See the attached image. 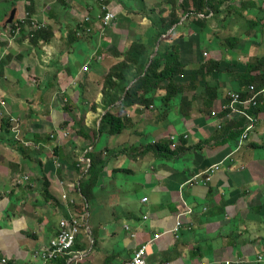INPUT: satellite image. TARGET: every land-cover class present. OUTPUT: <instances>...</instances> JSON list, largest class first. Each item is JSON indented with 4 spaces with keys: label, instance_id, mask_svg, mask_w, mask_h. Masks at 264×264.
<instances>
[{
    "label": "crops",
    "instance_id": "obj_1",
    "mask_svg": "<svg viewBox=\"0 0 264 264\" xmlns=\"http://www.w3.org/2000/svg\"><path fill=\"white\" fill-rule=\"evenodd\" d=\"M106 1L116 13L115 26L73 38L84 14L97 15L98 0H0V120L17 119L19 129L12 131L15 123L8 133L0 127V182L6 188L0 191V264H57L34 254L57 235L63 219L79 213V197L70 195L78 208L67 209L61 202L60 182L78 185L88 169L85 155L93 150L103 153L107 163L86 212L90 245L82 232L77 243L85 251L74 248L68 264H128L146 244L147 264H264V148L253 145L264 144V112L258 114L260 123L250 140L241 142L224 132L241 116L229 119L220 111L228 93L237 91L246 63L230 52L221 54L215 36L209 43L200 40L198 27L181 29L174 41L186 75L178 81L187 86L190 72L208 54L220 63L211 78L220 87L213 105L206 108L204 82L197 77L196 88L185 94L194 101L190 119L180 116L177 101L169 112L160 109L163 92L156 95L153 109L122 108L123 100L105 107L102 90L111 68L134 42L154 46L148 10L168 13L173 7L171 0L156 7L152 3L160 0H141L144 8H138L139 0ZM181 7L182 0H176L179 13ZM13 9L14 22L30 13L50 30L51 41L31 42L30 26L23 33H9L5 26ZM207 19L215 21L212 14ZM240 43L248 54L251 42ZM229 44L235 49L239 45ZM232 54L240 56L235 50ZM76 56H81L79 62ZM86 65L89 70L83 73ZM108 111L124 123L120 135H96ZM79 122L89 138L96 135L95 145L79 139ZM171 136L176 137V150ZM155 144H170L174 155L148 148ZM77 156L85 165L75 168ZM216 165L220 169L206 182ZM44 180L53 200L43 196ZM179 214L184 215L183 225L175 235Z\"/></svg>",
    "mask_w": 264,
    "mask_h": 264
},
{
    "label": "trees",
    "instance_id": "obj_2",
    "mask_svg": "<svg viewBox=\"0 0 264 264\" xmlns=\"http://www.w3.org/2000/svg\"><path fill=\"white\" fill-rule=\"evenodd\" d=\"M224 3L225 0H182V7L179 13V10H176V0H171L173 7L168 13L165 10H160V12L156 14V9H152L151 12H154L155 16L150 18L152 30L149 37L154 42V46L150 48L147 46L146 42L141 40L134 42L126 52L125 58L111 68L104 79L102 90L104 106L107 107L117 101L120 102L123 100L122 108L139 107L149 109L158 100L156 98L158 92H163L160 99V109L169 112L170 107L177 101L180 104V116L185 119H190L194 111V101L185 94L189 92L190 88H196V78L198 77L204 82L202 91L206 96L205 106L206 108H210L220 95V87L213 83L214 81L211 79L212 74L219 71L220 63L211 59L204 61L197 71L190 72L191 81L189 84L187 86L183 85V83L181 84L178 79L186 75V67L181 63L180 48L176 45L174 37L179 35L181 29L182 32L185 30L190 31L191 26L192 28L198 27L200 34L203 33V35H205V32L210 27V21L207 17L210 14H212V17L221 14L223 12L222 6ZM250 5L253 6L252 9L259 10L261 16L246 19L247 23H249V29H256L259 27L262 28L263 32L264 7L261 6L262 0H260V2L252 0V2L244 4L243 7L246 8ZM200 15H203L205 18H201ZM183 17H185V19L182 22V26H179L181 18ZM15 23L16 22L7 28V31L11 34H14L17 25L20 27L18 33H23L25 28L29 27V22L25 24L18 23L17 25H15ZM175 26L177 27L172 34L167 37L166 40L160 42L158 53L152 60L151 66L146 71L157 44ZM27 35L29 36V32ZM86 36L91 35H82L81 37ZM72 37H78L77 30L75 33H72ZM52 38L50 30L42 28L36 30L33 33V37L29 40L37 43L41 39L48 42L51 41ZM230 40L237 43L238 38L231 37L228 42ZM238 79L239 86L236 90L242 94L243 99L249 98L250 93H248V90L251 85L254 84L257 86L258 90H261L264 86V57H261L257 63H247L244 72L239 74ZM132 82L135 83L127 91ZM248 112L255 116L264 112V95L260 97L259 106L249 108ZM247 123L248 119L241 116L237 121L228 124L224 132L235 140H239L247 127ZM11 124L10 119L2 118L0 120V127L6 133L9 132ZM77 125L79 127L77 131L79 139L92 140L86 133L83 124L79 122ZM123 130L124 123L122 120L108 111L103 116L99 130L96 131V135L99 133L100 136H117L120 135ZM96 135L94 136L95 139L91 142L93 145H95L96 142ZM253 145L264 148V144L261 143H253ZM148 148L159 154L174 155L171 151L170 144H155ZM85 149H88V147L84 148L82 151H85ZM78 158V156L75 157L74 159L77 160H75V162L73 161L75 168L78 167V164L85 165V163H82ZM85 160L89 161V163H87L89 168L87 169V173L82 172L80 174L82 178L77 187V193L82 202V206L79 208V214L88 212L89 205L95 197V189L97 188L99 177L107 163L103 158V153H96L94 150L86 153ZM49 186L50 184L44 180L42 193L45 200L48 201L54 199L49 191ZM78 207L79 205L77 202L76 208ZM74 248L79 252L85 251L78 243H76ZM71 258H73V255L60 258L56 260V262L57 264H68Z\"/></svg>",
    "mask_w": 264,
    "mask_h": 264
},
{
    "label": "built area",
    "instance_id": "obj_3",
    "mask_svg": "<svg viewBox=\"0 0 264 264\" xmlns=\"http://www.w3.org/2000/svg\"><path fill=\"white\" fill-rule=\"evenodd\" d=\"M99 2V11L96 16H92L91 14H84L79 22V28L77 30V36L81 37L82 35H91L94 33L95 26L99 25L101 32L104 29L110 28L112 24L116 22V13L109 8L106 0H98ZM200 17H204L200 15ZM29 22L30 32L27 39L33 37V33L36 30L46 28L44 23L36 21L34 18L30 16V13L26 12L24 17L21 20H18L15 25L25 24ZM16 31L14 33H18L19 25L16 27ZM204 55H207L206 53ZM101 56H98L97 59L101 60ZM89 70V66L86 65L83 67V72H87ZM248 93L250 96L248 99H243V96L240 92L230 91L227 96V101L222 105L221 112L223 116H227V118L232 119L235 115L244 116L248 119L247 127L241 137V142L247 141L252 134L255 133V129L260 123L259 116L251 115L248 112V109L251 107H258L260 103V97L264 95V86L261 90L257 89L256 85H251ZM150 109H153L151 106ZM218 112L216 111L213 114L218 116ZM13 123H15V127L12 128L13 132L19 133L18 129V120L12 119ZM222 128V124L219 125ZM15 134V133H14ZM66 135V134H65ZM187 139V137H186ZM173 143L172 149L176 150L178 145L176 144V137H169L168 139ZM26 147L33 146V143L24 142ZM89 163V161H87ZM220 169L219 165L214 166L211 169V174L206 177V182L211 181L213 175L217 170ZM26 179H28L26 177ZM60 186L62 188L61 194V202H63L67 209H72L77 207L78 200L72 198L71 193L74 194L77 198L79 197L77 193L78 185L72 184L69 185V182L61 181ZM183 214L178 215V221L176 223V227L173 231L175 235H178L182 225H183ZM88 216L86 213L83 214H74L73 212L69 214L67 219H63L59 223L58 233L57 235L49 242L47 246H43L41 249L35 252V256L41 259L44 262H54L60 258L69 257L72 255V251L77 243V240L82 232H88ZM160 238L159 235L154 237V240L157 241ZM148 244L141 246L133 255L132 260L128 264H147L146 254H147ZM229 264V262H227Z\"/></svg>",
    "mask_w": 264,
    "mask_h": 264
},
{
    "label": "rangeland",
    "instance_id": "obj_4",
    "mask_svg": "<svg viewBox=\"0 0 264 264\" xmlns=\"http://www.w3.org/2000/svg\"><path fill=\"white\" fill-rule=\"evenodd\" d=\"M89 2H93L94 0H87ZM135 2V1H134ZM249 2H252V0H225L224 5H226V7L224 9H222V13L219 14L216 17H212V19H214L215 21L212 22V20H210V24L212 22V25L210 27L213 26V28H208L207 31L205 32V35H201L202 39L200 40H204L206 42L209 43V41L213 38V36L216 37V40L218 42V44L220 45V49L219 52L222 54V52H230L231 56H235L236 60L244 62L247 64L248 63H257L258 60L260 59V57H264V28H263V32H262V28H258V33H257V29H249V23H247L246 19H252L255 18L256 16H261L260 11L259 10H255V9H250L249 7L244 8L243 5L247 4ZM256 2H260V0H256ZM107 3V1H106ZM138 3V8H144V3H142L141 0L137 1ZM136 2L134 3L135 6ZM164 4L161 0L156 2V4L153 2L152 6L156 7L158 5H162ZM223 5V6H224ZM130 6V5H129ZM264 7V1H262V5ZM152 10V9H151ZM99 11V7H97V12ZM141 15L142 13H145L144 11H140ZM158 12L156 11V14ZM148 15H150L151 17H154V12H151L150 9L148 10ZM218 20L220 22H218ZM113 26H115V24H112L110 28H112ZM96 27H99V25H96ZM100 28V27H99ZM109 29V28H107ZM106 29H104L103 32H105ZM104 34V33H103ZM93 35V34H91ZM231 37H237L238 41H237V45L239 43V45L235 48H233L229 42H228V38ZM249 38H251L249 40ZM243 41H247L250 45V48L247 47L249 51L248 54L242 52L241 50H243V46L244 44L240 43ZM204 42V43H206ZM257 44H262L261 45H257ZM208 44H205V46ZM236 51L240 54V56L238 55H234L232 54L233 51ZM232 51V52H231ZM90 52V53H89ZM88 53L91 54L92 53V49H90V51L88 50ZM87 56V55H85ZM96 57H98V55H96ZM205 59H211L212 57L207 55L203 56ZM77 61L79 62L81 60V56H76ZM102 59V58H101ZM98 61H100L99 59H97ZM85 73V72H83ZM76 88H79V84H75ZM173 117H170V120H172ZM11 123H13L12 121H10ZM4 134V133H2ZM5 135V134H4ZM6 136V135H5ZM0 190L5 191L6 188H4L3 183L0 182ZM91 228V225H90ZM84 237L87 240V243L89 244L88 238H90V232H87L86 234H83ZM88 237V238H87ZM90 245V244H89Z\"/></svg>",
    "mask_w": 264,
    "mask_h": 264
},
{
    "label": "water",
    "instance_id": "obj_5",
    "mask_svg": "<svg viewBox=\"0 0 264 264\" xmlns=\"http://www.w3.org/2000/svg\"><path fill=\"white\" fill-rule=\"evenodd\" d=\"M15 15H16V10L15 9H13L12 10V12H11V14H10V16H9V18H8V20L6 21V28H8V27H10V26H12L13 24H14V20H15ZM171 32V31H170ZM164 38V37H163ZM162 40V39H161ZM160 43V42H159ZM159 43H158V45H157V48H156V50H155V53L152 55V57H151V60H150V62H149V64H148V66H147V68H146V71L148 70V68L151 66V64H152V60L156 57V55H157V53H158V47H159ZM133 85V83H131V85L129 86V88L127 89V91L130 89V87ZM126 91V92H127ZM88 168H89V165H88Z\"/></svg>",
    "mask_w": 264,
    "mask_h": 264
}]
</instances>
